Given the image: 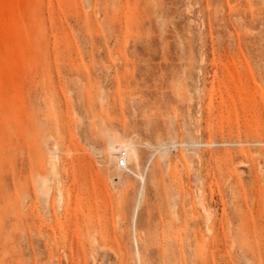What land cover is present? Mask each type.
Wrapping results in <instances>:
<instances>
[{
	"label": "rangeland",
	"instance_id": "1",
	"mask_svg": "<svg viewBox=\"0 0 264 264\" xmlns=\"http://www.w3.org/2000/svg\"><path fill=\"white\" fill-rule=\"evenodd\" d=\"M0 264H264V0H0Z\"/></svg>",
	"mask_w": 264,
	"mask_h": 264
},
{
	"label": "bare ground",
	"instance_id": "2",
	"mask_svg": "<svg viewBox=\"0 0 264 264\" xmlns=\"http://www.w3.org/2000/svg\"><path fill=\"white\" fill-rule=\"evenodd\" d=\"M209 144V143H208ZM111 150H112V152H113V154L114 155H117V156H115V158H117L118 160L119 159H121V160H119V162L120 163H122V166L120 167V164H119V167L120 168H123L124 166H125V169H127V167H126V164L131 160V159H134L136 162L138 161V155H137V152H136V149H135V147H134V145L132 144V143H126V142H120V141H118V142H116V144L115 145H113V146H111V148H110ZM140 179L142 180L143 178H142V176L140 177ZM196 202V201H195ZM200 202H201V204H202V201L201 200H199V202H198V204H200ZM203 205V204H202ZM196 206H199V207H201V205H196ZM204 206V205H203ZM202 206V207H203ZM205 207V206H204ZM205 209V208H204ZM211 211V210H210ZM209 211V212H210ZM208 212V213H209ZM204 213H207V212H204V210H203V214ZM205 215V214H204ZM209 215H211V213H209ZM190 216H192V214L190 215ZM206 216V215H205ZM207 218H208V214H207V216H206ZM205 217V218H206ZM193 217H191V219H192ZM196 218V217H195ZM207 218L205 219V221L207 220ZM190 219V218H189ZM190 219V220H191ZM207 222H208V220H207ZM211 222V221H210ZM197 223V222H196ZM206 228H207V226H206ZM208 230V229H207ZM210 230V229H209ZM209 232V231H208Z\"/></svg>",
	"mask_w": 264,
	"mask_h": 264
},
{
	"label": "built area",
	"instance_id": "3",
	"mask_svg": "<svg viewBox=\"0 0 264 264\" xmlns=\"http://www.w3.org/2000/svg\"><path fill=\"white\" fill-rule=\"evenodd\" d=\"M122 166V163H120V167Z\"/></svg>",
	"mask_w": 264,
	"mask_h": 264
}]
</instances>
